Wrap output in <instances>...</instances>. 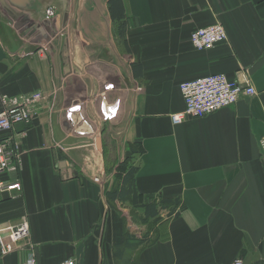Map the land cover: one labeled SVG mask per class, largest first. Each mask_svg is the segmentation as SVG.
<instances>
[{
    "label": "crops",
    "instance_id": "obj_1",
    "mask_svg": "<svg viewBox=\"0 0 264 264\" xmlns=\"http://www.w3.org/2000/svg\"><path fill=\"white\" fill-rule=\"evenodd\" d=\"M48 1L50 20L47 0H0V97H44L14 132L22 169L0 178L22 193H0V228L27 219L38 264H264V0H120L123 19L111 0ZM217 23L227 41L196 51L192 33ZM210 75L256 95L174 125L179 86ZM126 160L132 190L110 201ZM162 201L173 214L143 223Z\"/></svg>",
    "mask_w": 264,
    "mask_h": 264
},
{
    "label": "built area",
    "instance_id": "obj_2",
    "mask_svg": "<svg viewBox=\"0 0 264 264\" xmlns=\"http://www.w3.org/2000/svg\"><path fill=\"white\" fill-rule=\"evenodd\" d=\"M54 15L53 9L47 11L48 18ZM227 39L226 29L219 23L198 28L191 35V43L198 52L211 50L225 43ZM179 90L185 110L171 116L174 125L182 124L187 118L207 117L234 106L243 97L256 95L252 85L238 83L225 75H210L183 82ZM43 100V93L40 91L18 96L3 94L0 97V132L7 134L0 142V176L4 173H17L22 169L21 140L26 136V132L18 134L14 132L17 126H31ZM260 149L264 159V137L260 140ZM21 192L22 186L19 181L10 182L0 178V193L17 196ZM22 249L27 250L26 264H38L36 246L30 242V225L27 219H23L15 226L0 228V259ZM57 264L78 262L76 259L68 258ZM233 264H244V261L236 259Z\"/></svg>",
    "mask_w": 264,
    "mask_h": 264
},
{
    "label": "trees",
    "instance_id": "obj_3",
    "mask_svg": "<svg viewBox=\"0 0 264 264\" xmlns=\"http://www.w3.org/2000/svg\"><path fill=\"white\" fill-rule=\"evenodd\" d=\"M110 7H111V13H112L114 18L123 19L124 8H123V5H122L120 0H111L110 1ZM119 35L121 38L124 37V33H123L122 28H120V30H119ZM0 133H3V132H0ZM3 135H4V137L0 138V142L2 140H4L7 136V135H5V133H3ZM123 170H126V172H127L126 176L124 178V181H123V187H122L120 192L118 191L116 193L108 195V199L110 201L125 202L126 198H128V195L132 190L135 170L131 167L129 160H126V162H124ZM168 209L170 210L171 215H172L176 208H175V206L170 207V203L166 202V201H164V202L162 201L161 205H156V204L149 205L145 210L143 223H147L148 220L151 218H158V221H159L161 219V218H159V215H160L159 211L160 210H168ZM145 241L146 240H144V242ZM236 259H242V258L240 256V257H237ZM234 261H233V263H234Z\"/></svg>",
    "mask_w": 264,
    "mask_h": 264
},
{
    "label": "water",
    "instance_id": "obj_4",
    "mask_svg": "<svg viewBox=\"0 0 264 264\" xmlns=\"http://www.w3.org/2000/svg\"><path fill=\"white\" fill-rule=\"evenodd\" d=\"M26 2H28V0H26ZM26 2H25V5H26ZM29 2L30 3H37V2H39V0H29ZM51 7H54V5H53V3H50V1H48L47 0V2H46V6H45V9H49V8H51ZM9 11L8 12H10L13 16H15V18H19V17H21V18H25L26 19V21H29L28 19H30V17L29 16H26V15H24V14H22V13H16V12H14V10H11L10 8H7ZM11 10V11H10ZM46 13V12H45ZM37 17V16H36ZM45 19H46V17H45ZM46 20H48V19H46Z\"/></svg>",
    "mask_w": 264,
    "mask_h": 264
},
{
    "label": "rangeland",
    "instance_id": "obj_5",
    "mask_svg": "<svg viewBox=\"0 0 264 264\" xmlns=\"http://www.w3.org/2000/svg\"><path fill=\"white\" fill-rule=\"evenodd\" d=\"M18 172H19V171H18ZM18 172H17V173H18ZM13 181H14V180H13ZM13 181H11V182H13ZM15 181H16V180H15Z\"/></svg>",
    "mask_w": 264,
    "mask_h": 264
},
{
    "label": "bare ground",
    "instance_id": "obj_6",
    "mask_svg": "<svg viewBox=\"0 0 264 264\" xmlns=\"http://www.w3.org/2000/svg\"><path fill=\"white\" fill-rule=\"evenodd\" d=\"M112 25V24H111ZM112 28V27H111Z\"/></svg>",
    "mask_w": 264,
    "mask_h": 264
}]
</instances>
